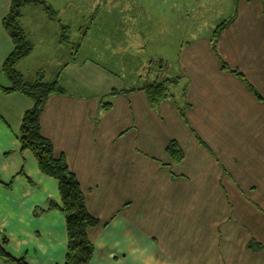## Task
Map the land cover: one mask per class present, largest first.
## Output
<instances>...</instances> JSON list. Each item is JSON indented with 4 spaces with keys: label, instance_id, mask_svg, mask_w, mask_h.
Instances as JSON below:
<instances>
[{
    "label": "crops",
    "instance_id": "1",
    "mask_svg": "<svg viewBox=\"0 0 264 264\" xmlns=\"http://www.w3.org/2000/svg\"><path fill=\"white\" fill-rule=\"evenodd\" d=\"M226 1L209 28L191 30L175 15L165 19L168 33L149 43L153 21L141 9L160 0H139L140 46L130 34L112 46L114 61L107 64L74 59L71 49L41 50L35 34L48 31L53 20L33 5L23 9L35 48L16 68L27 80L40 71L45 81L60 75L67 91L49 98L41 133L56 156L66 157L89 212L100 221L87 230L94 245L90 264H264V248H248L251 241L264 245V101L231 71L264 98V0ZM124 2L131 7L133 1ZM10 4L0 0V240L6 238L5 250L27 264H63L67 229L55 207L58 184L21 150L20 127L33 101L1 91L9 86L2 66L13 50L2 25ZM231 10L235 17L215 51L210 37ZM101 22L82 28L80 36L105 32ZM60 35L58 25L51 44H62ZM148 50L159 54L158 66L163 61L170 77L182 76L171 87L175 98L158 110L143 90L155 78ZM125 89L134 90L118 94L99 115L100 98ZM200 135L215 141L217 152ZM173 140L185 154L180 163L167 152Z\"/></svg>",
    "mask_w": 264,
    "mask_h": 264
},
{
    "label": "trees",
    "instance_id": "2",
    "mask_svg": "<svg viewBox=\"0 0 264 264\" xmlns=\"http://www.w3.org/2000/svg\"><path fill=\"white\" fill-rule=\"evenodd\" d=\"M27 5L40 8L50 19L59 23L61 29L59 40L62 44L71 41L72 25L61 23L58 11L47 0H11L9 13L3 19L2 25L11 38L13 50L5 58L2 66V72L9 81V86H2L1 91L6 94L20 92L33 101V106L25 112L20 127L21 150L30 152L41 173L54 179L58 184L60 202L55 207L63 214L67 229V253L63 264H90L94 254V245L88 237L87 230L99 225L100 221L89 212L79 180L69 169L66 157L64 155L56 156L53 143L41 133L40 118L49 98L53 94L62 95L67 91L61 84L60 75L53 81H45L43 72L40 71L36 79L27 80L16 68L17 63L28 57L35 48V43L22 24L23 9ZM98 12L99 9L96 7V10L88 17L86 26L80 27V29H89L98 18ZM232 19L221 20L211 35L210 40L215 51H217V43L222 32L230 25ZM159 62L154 80L143 87L149 104L154 110H158L163 101L175 98L169 87L179 85L182 80L181 75L162 78L160 72H163L164 63L163 61ZM222 64L223 69L229 70L224 61ZM151 70L154 71L155 69L151 67ZM231 71L245 81L247 87L257 98L264 101L258 90L242 74ZM133 90H113L109 95L101 97L99 115L111 108L113 99L118 94L129 93ZM167 152L176 163L182 162L185 158L177 140L169 143ZM6 242V238L0 240V259L11 264H27L24 258H14L5 250ZM248 248L258 251L263 249L264 245L251 241Z\"/></svg>",
    "mask_w": 264,
    "mask_h": 264
},
{
    "label": "rangeland",
    "instance_id": "3",
    "mask_svg": "<svg viewBox=\"0 0 264 264\" xmlns=\"http://www.w3.org/2000/svg\"><path fill=\"white\" fill-rule=\"evenodd\" d=\"M55 1V3L51 2ZM47 0L49 4L56 10L59 9L58 17L61 23L64 25H72L71 32L73 33L70 43L58 44V42H53L55 38V33L58 31V22L53 20L50 24V29L46 32H40L35 34L34 40L39 42L41 50H45L46 46H51L48 49L60 52V49L63 48V51L69 52L70 49L73 51V58L77 60H82L83 58H90L101 62L102 64H107L113 62V57L111 56L110 51L112 46L118 42H122L125 37L130 34L139 42L142 38V28L141 23L137 18L135 13L137 8V3H140L139 0H127L133 1L131 7H126L124 0ZM181 2V3H180ZM72 4H74L72 6ZM177 4V5H176ZM228 3L226 0H160L157 6H154L152 9L143 6L141 9L142 12L153 21L151 30V36L145 39V42H151L157 39L160 36L167 34L165 30V19L173 17L175 15L181 16L186 23L189 24L191 30L195 27H204L212 24L215 19L216 12L223 6H227ZM72 6V7H71ZM34 7V6H31ZM99 9V17L102 18L101 24H103L102 30L105 31L102 33L92 32V36L89 38H84L80 36L81 29L80 27H85L87 24V19L92 15V13ZM37 13H41V10L36 7ZM29 11V10H28ZM57 11V10H56ZM235 10L228 11L222 19L227 20L234 18ZM104 15H107L106 21L104 20ZM111 16V17H109ZM113 31L111 32V29ZM100 31V32H101ZM145 35V34H144ZM146 36V35H145ZM94 37V39H92ZM54 45V46H53ZM145 45V43H144ZM147 45V44H146ZM141 53V50H138ZM179 51V45L177 48H173L172 53L174 56ZM149 52V50H148ZM106 53L105 58L102 56ZM143 54V53H142ZM153 57L151 67L157 70L158 67V57L159 54L149 52ZM111 57V58H110ZM131 56L128 54L126 56V63H130ZM146 63L150 62L145 59ZM49 62V61H47ZM227 62V61H226ZM171 63V62H170ZM50 64V63H49ZM169 61H166L165 65H168ZM172 67L176 65V62H172ZM155 70V72H156ZM171 71L160 72L161 77H170ZM170 86L169 89L173 92ZM169 90V91H170ZM170 91V92H171ZM179 100V98H176ZM204 141H206L213 152L216 151V146L218 145L215 141H210V139L200 135ZM219 154V152H218Z\"/></svg>",
    "mask_w": 264,
    "mask_h": 264
}]
</instances>
